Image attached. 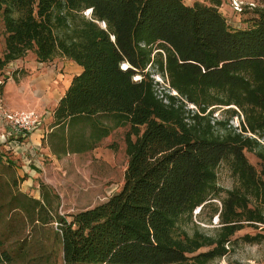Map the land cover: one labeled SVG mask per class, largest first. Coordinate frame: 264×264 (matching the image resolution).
Listing matches in <instances>:
<instances>
[{
  "label": "trees",
  "instance_id": "trees-1",
  "mask_svg": "<svg viewBox=\"0 0 264 264\" xmlns=\"http://www.w3.org/2000/svg\"><path fill=\"white\" fill-rule=\"evenodd\" d=\"M256 1L243 6L246 25L238 27L221 0H0V71L28 51L38 62L59 55L82 67L42 144L57 157L83 153L127 127L121 188L73 221L59 217L64 264H209L246 224L264 228V0ZM154 74L176 92L163 88L167 103ZM217 105L229 106L230 117L240 111L238 132L230 118L215 120ZM245 150L260 160L259 172ZM223 160L236 179L227 190L217 183ZM213 198L221 200L213 236L180 227ZM11 263L0 247V264Z\"/></svg>",
  "mask_w": 264,
  "mask_h": 264
},
{
  "label": "rangeland",
  "instance_id": "rangeland-1",
  "mask_svg": "<svg viewBox=\"0 0 264 264\" xmlns=\"http://www.w3.org/2000/svg\"><path fill=\"white\" fill-rule=\"evenodd\" d=\"M191 5L195 1L209 3L211 0H183ZM239 0H221L219 9L229 24L238 27L246 25V16L233 9L234 3ZM247 1L256 0H241ZM261 1V0H257ZM256 1V2H257ZM86 15L87 12H84ZM4 26L0 16V55L4 52ZM55 56L47 62H38L35 54L28 51L23 57L9 62L0 71V94L3 104L11 109H30L21 100L7 105L3 97V86L10 85V94L15 97L21 81L25 86L29 84L45 85L52 82L56 89L45 105L44 110L51 111L53 100L63 89L61 79L65 71L70 68L68 61L57 64ZM58 59V60H60ZM49 77V78H48ZM156 89L176 95L172 89L165 87L166 81L158 74L153 75ZM16 79V82L13 80ZM49 81V83H48ZM38 87L37 93H29L37 101L42 97ZM47 87H45V91ZM51 90V91H53ZM42 91V90H41ZM24 92V96H25ZM21 98V97H20ZM19 104V105H18ZM187 109H194V105L187 103ZM229 106L217 105L212 116L215 120L229 119L230 129L238 132L243 115L234 105L239 116H231ZM107 122V121H104ZM107 124H109L107 122ZM127 127L112 128L109 134L101 139L96 147L83 153H69L60 156L52 155L45 149L35 154L36 158L28 154L27 145H15L11 140L0 142V247L7 250L11 257V264H64L59 235V217L73 221L77 215L100 204L110 195L117 192L122 184L124 171L127 165L125 152L126 143L124 134ZM216 129L222 132L221 126ZM251 135L250 133H245ZM264 141L261 138L260 141ZM248 161L260 171V160L253 152L245 150ZM38 162L34 163L33 159ZM24 160V161H23ZM217 183L222 190L231 189L236 185L229 163L225 160L216 168ZM225 196V191L221 192ZM251 205L256 202L251 199ZM215 208H221V200L213 198L202 207H196L191 215L180 219L182 229L192 234L195 231L213 236L219 225V218ZM264 212V206L262 207ZM246 224L238 230L230 241L226 243L227 252L213 259L209 264H264V238L258 240L246 239L257 233L264 234L263 225ZM212 246H204L199 251H205Z\"/></svg>",
  "mask_w": 264,
  "mask_h": 264
},
{
  "label": "crops",
  "instance_id": "crops-1",
  "mask_svg": "<svg viewBox=\"0 0 264 264\" xmlns=\"http://www.w3.org/2000/svg\"><path fill=\"white\" fill-rule=\"evenodd\" d=\"M60 57H61V59L57 58V61H58L57 64L62 65L65 61H68L67 63H69L70 68L68 70H66L64 75H62V77H61V79L63 81V85H62L63 89H62L61 94L57 98H55V100H53V102H52L53 105H52L51 111L46 110V109L44 110V108H45V105H47L49 103V101L52 100V98H50V96L53 93H55V91H56V89L53 90L54 86L53 87L51 86L52 82L50 83L51 85H49V84L45 85V82L43 84H41V83H39L38 85L35 84V87L32 88V86L30 84H29V86H25L23 84V82L21 81V86L19 89H17L15 97H13V95L10 94L11 88H10L9 84L3 86V93L2 94H3V97H4L8 106L14 107L15 105H12L11 103H14V101L21 100L27 104V107H34V108H30V109H34L43 115V119H44L43 126L39 129L32 131L28 135L27 141H26L27 148H29L28 154L32 155L35 158L37 156L35 154L38 152V150L43 148V149L49 151L48 147L42 144V140H43V137L46 135V133L51 131L53 128L52 127V124L54 121L53 110H54L58 100L62 97L65 90L69 86L72 77L82 71V67L79 66L78 64H76L75 62H73L72 60H70L64 56H60ZM58 59H60V60H58ZM13 80L16 82V79H13ZM48 83H49V81H48ZM37 86L42 87V89L40 88L42 90V91L40 90V92H42V94H43L42 97L38 101L34 97L28 96L29 93L34 94V93L38 92V90H36ZM45 87H47L46 91H45ZM51 90H53V91H51ZM24 92L26 93L25 94L26 97H23ZM0 98H1V94H0ZM35 158L33 159L34 160L33 164L38 162V160Z\"/></svg>",
  "mask_w": 264,
  "mask_h": 264
},
{
  "label": "built area",
  "instance_id": "built-area-1",
  "mask_svg": "<svg viewBox=\"0 0 264 264\" xmlns=\"http://www.w3.org/2000/svg\"><path fill=\"white\" fill-rule=\"evenodd\" d=\"M244 5L254 6L255 3L253 1H247V3H244L239 0L234 3L233 9L241 12ZM122 67H126V64H122ZM139 78V75L134 76L135 80ZM156 94L157 97L163 100V102H168L163 91L158 90L157 88ZM43 123V115L38 111L34 109L25 110L6 108L0 98V142L11 140L15 145H24L26 144L28 135L32 131L41 128Z\"/></svg>",
  "mask_w": 264,
  "mask_h": 264
},
{
  "label": "water",
  "instance_id": "water-1",
  "mask_svg": "<svg viewBox=\"0 0 264 264\" xmlns=\"http://www.w3.org/2000/svg\"><path fill=\"white\" fill-rule=\"evenodd\" d=\"M87 12V11H86ZM90 12V10H88V12L87 13H89ZM104 25V24H103Z\"/></svg>",
  "mask_w": 264,
  "mask_h": 264
},
{
  "label": "bare ground",
  "instance_id": "bare-ground-1",
  "mask_svg": "<svg viewBox=\"0 0 264 264\" xmlns=\"http://www.w3.org/2000/svg\"><path fill=\"white\" fill-rule=\"evenodd\" d=\"M88 12V11H87Z\"/></svg>",
  "mask_w": 264,
  "mask_h": 264
}]
</instances>
